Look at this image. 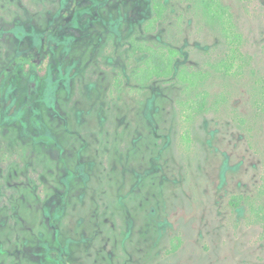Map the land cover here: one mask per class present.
I'll list each match as a JSON object with an SVG mask.
<instances>
[{
    "label": "rangeland",
    "instance_id": "obj_1",
    "mask_svg": "<svg viewBox=\"0 0 264 264\" xmlns=\"http://www.w3.org/2000/svg\"><path fill=\"white\" fill-rule=\"evenodd\" d=\"M223 3L243 36L227 75L174 1L143 34L151 0H0V264H264V0ZM132 37L208 72L204 112L132 82Z\"/></svg>",
    "mask_w": 264,
    "mask_h": 264
},
{
    "label": "trees",
    "instance_id": "obj_2",
    "mask_svg": "<svg viewBox=\"0 0 264 264\" xmlns=\"http://www.w3.org/2000/svg\"><path fill=\"white\" fill-rule=\"evenodd\" d=\"M171 1L188 6L193 18L205 25L223 41L225 48L222 56L215 62H209L208 67L222 75L240 71L244 62V55L240 50L243 36L237 29L229 6L223 3V0H151L152 15L143 22L142 33L153 34L158 31L159 25L165 22ZM181 24V17L176 18L173 22L175 29H180ZM169 28L173 27L169 26ZM168 41V44H157L132 37L128 42V57L133 59L140 56L142 60L130 78L140 89L156 80L175 82L181 86L184 98L180 101L182 106L179 109L182 111V115L189 119L201 114L206 109L207 92L202 86L208 72L186 65L176 67V60L182 58V54L177 48L178 45H175L177 44L176 40L175 42ZM47 63L48 60L45 57L37 66L40 75L45 73ZM122 79V76L114 78L115 89L122 86ZM232 205L238 206V200L233 199ZM175 248L176 246L173 247V249Z\"/></svg>",
    "mask_w": 264,
    "mask_h": 264
}]
</instances>
